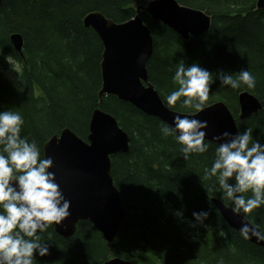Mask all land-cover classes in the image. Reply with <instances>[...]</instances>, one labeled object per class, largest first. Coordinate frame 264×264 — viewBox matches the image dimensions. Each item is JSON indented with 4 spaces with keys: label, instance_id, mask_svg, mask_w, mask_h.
<instances>
[{
    "label": "trees",
    "instance_id": "1",
    "mask_svg": "<svg viewBox=\"0 0 264 264\" xmlns=\"http://www.w3.org/2000/svg\"><path fill=\"white\" fill-rule=\"evenodd\" d=\"M211 17V28L201 37L184 40L168 26L141 10L151 30L154 52L147 63L149 83L165 105L175 90L173 75L180 62L198 63L216 77L207 106L224 102L236 118L239 132L253 130L264 144V10L259 0H176ZM138 0H3L0 7V55L20 65L18 82L5 78L0 57V111L19 112L24 118L22 137L36 141L42 157L45 141L70 129L87 141L97 108L111 114L130 137L129 152L112 159V176L126 212L116 240L109 244L90 222H80L71 239L51 226L43 234L49 255L36 254L35 264H104L122 259L131 264H264V248L230 228L212 199L233 208L215 178L205 179L215 158L216 143L208 153L185 160L172 137L164 138L160 119L146 115L115 96L101 102L104 47L84 18L99 12L117 24L137 14ZM20 34L22 54L10 42ZM248 69L255 88L221 86L220 71ZM214 77V78H215ZM253 95L263 106L257 115L240 120L239 96ZM168 107V106H167ZM182 114H193L168 107ZM249 196L251 193L248 194ZM182 211L183 217L176 212ZM207 212L200 224L193 213ZM243 215V214H241ZM264 230V207L245 217ZM189 224L201 232H190Z\"/></svg>",
    "mask_w": 264,
    "mask_h": 264
},
{
    "label": "water",
    "instance_id": "2",
    "mask_svg": "<svg viewBox=\"0 0 264 264\" xmlns=\"http://www.w3.org/2000/svg\"><path fill=\"white\" fill-rule=\"evenodd\" d=\"M3 0H0V7ZM258 10H264V0L257 2ZM140 8L137 10L140 12ZM154 21L169 26L184 40L201 37L210 31L211 17L206 13L180 5L176 0H153L145 9ZM123 24L107 19L99 12L84 18L86 28H92L100 37L104 52L101 64L103 96L110 95L128 102L149 116L174 126L177 116L207 121L206 142L216 143L215 137L228 131L239 132L236 118L224 102L207 106L195 114H182L169 109L153 85L149 83L147 63L154 52L151 30L141 15ZM15 50L22 54L24 40L20 34L10 38ZM143 57V59H142ZM239 119L245 120L263 110L262 104L251 94L239 96ZM87 141L70 129L54 136L46 144L44 158L54 160L56 174L65 198L71 202V215L61 225H52L57 234L71 239L80 222H90L105 240L112 244L123 224L126 212L112 176V159L117 154L129 152V135L109 113L97 108L93 112ZM228 226L240 233L245 220L235 214L222 201L212 199ZM248 223H250L247 220ZM251 224V223H250ZM264 248V241L256 237L247 239ZM105 264H131L116 258Z\"/></svg>",
    "mask_w": 264,
    "mask_h": 264
},
{
    "label": "clouds",
    "instance_id": "3",
    "mask_svg": "<svg viewBox=\"0 0 264 264\" xmlns=\"http://www.w3.org/2000/svg\"><path fill=\"white\" fill-rule=\"evenodd\" d=\"M214 77L198 63L186 66L180 62L172 78L176 88L167 95V106L179 104L193 114L203 111ZM218 79L221 86L231 89L256 86V78L248 69L236 73L235 79L220 71ZM24 123L19 112L0 111V264H35L36 254L49 255L43 234L71 215V202L65 198L56 174L50 171L54 160L42 157L36 141L22 137ZM207 128V121L177 116L174 126L161 123L159 131L181 145L180 151L188 160L193 154L208 153L212 145L205 140ZM215 140V158L211 168L205 169L204 178H215L223 196L232 201V211L248 217L264 207V144L254 139L251 128L235 135L225 131ZM175 214L183 217L182 211ZM208 215L203 211L193 213L200 224ZM245 221L240 229L244 239L254 236L264 241V230Z\"/></svg>",
    "mask_w": 264,
    "mask_h": 264
},
{
    "label": "rangeland",
    "instance_id": "4",
    "mask_svg": "<svg viewBox=\"0 0 264 264\" xmlns=\"http://www.w3.org/2000/svg\"><path fill=\"white\" fill-rule=\"evenodd\" d=\"M150 3H148V0H138V2H137V10H138V8H140L141 10H144L148 5H149ZM140 10V11H141ZM145 11V10H144ZM139 13H140V15H141V12H138V14L137 15H139ZM135 18V17H134ZM134 18H132V19H134ZM131 19V20H132ZM130 21V20H129ZM128 22V21H127ZM157 22V21H156ZM121 24H123V23H121ZM169 27V26H168ZM170 28V27H169ZM172 29V28H171ZM14 35H17L16 33H14ZM11 42V41H10ZM11 44H12V42H11ZM13 45V44H12ZM0 57H1V61H4L5 63V65H7V66H3L2 68H1V72H2V74H3V76L5 77V78H7L8 80H10V81H12V82H15V83H17L18 82V75H19V71H20V65L18 64V63H16L12 58H10V57H5V56H3L2 54L0 55ZM10 61V62H9ZM94 112H95V110H94ZM231 112V111H230ZM94 114V113H93ZM93 114H92V116H93ZM91 120H92V117H91ZM90 124H91V121H90ZM89 131H90V126H89ZM73 132V131H72ZM74 133V132H73ZM90 133V132H89ZM89 136V135H88ZM52 140V138H50L49 140H47V141H45L44 142V144H43V153H44V149H45V146H46V144H48L50 141ZM194 225V224H193ZM192 224H189L188 225V227H189V231L192 233V232H194V231H196V226H193ZM199 228H198V226H197V231H196V233L194 234V236H193V240H198V238H200V236H201V232L198 230ZM98 231V230H97ZM99 232V231H98ZM99 233H101V232H99ZM102 234V233H101ZM114 259V258H113ZM110 260H112V259H109V260H107L105 263H107L108 261H110ZM104 263V264H105Z\"/></svg>",
    "mask_w": 264,
    "mask_h": 264
},
{
    "label": "bare ground",
    "instance_id": "5",
    "mask_svg": "<svg viewBox=\"0 0 264 264\" xmlns=\"http://www.w3.org/2000/svg\"><path fill=\"white\" fill-rule=\"evenodd\" d=\"M208 33V32H207ZM14 35V34H13ZM11 38V37H10ZM11 41V40H10ZM86 222V221H85Z\"/></svg>",
    "mask_w": 264,
    "mask_h": 264
}]
</instances>
